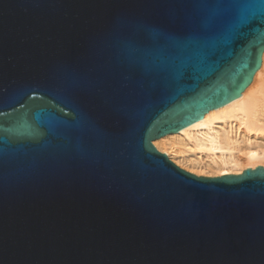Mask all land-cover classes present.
<instances>
[{
	"label": "water",
	"instance_id": "1",
	"mask_svg": "<svg viewBox=\"0 0 264 264\" xmlns=\"http://www.w3.org/2000/svg\"><path fill=\"white\" fill-rule=\"evenodd\" d=\"M203 15L192 0H0V264H264V167L195 175L153 141L240 97L264 21L176 82L125 49ZM38 127V140L29 137Z\"/></svg>",
	"mask_w": 264,
	"mask_h": 264
},
{
	"label": "bare ground",
	"instance_id": "2",
	"mask_svg": "<svg viewBox=\"0 0 264 264\" xmlns=\"http://www.w3.org/2000/svg\"><path fill=\"white\" fill-rule=\"evenodd\" d=\"M153 144L198 176L238 175L264 167V53L261 67L240 97Z\"/></svg>",
	"mask_w": 264,
	"mask_h": 264
},
{
	"label": "snow or ice",
	"instance_id": "3",
	"mask_svg": "<svg viewBox=\"0 0 264 264\" xmlns=\"http://www.w3.org/2000/svg\"><path fill=\"white\" fill-rule=\"evenodd\" d=\"M202 9L203 15L192 22L181 24V36L170 39L167 34L147 46H128L125 58L129 78L137 74H152L167 79L176 77V82L190 69L195 70L215 55L219 45L229 34H240L242 26L264 21V0H192ZM0 131L15 135L16 130ZM28 135L38 140L41 132L31 128ZM11 137L0 134V142L7 143Z\"/></svg>",
	"mask_w": 264,
	"mask_h": 264
}]
</instances>
